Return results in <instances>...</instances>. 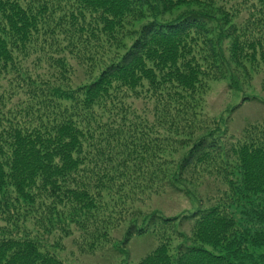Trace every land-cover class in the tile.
Returning <instances> with one entry per match:
<instances>
[{"label": "trees", "instance_id": "16d2710c", "mask_svg": "<svg viewBox=\"0 0 264 264\" xmlns=\"http://www.w3.org/2000/svg\"><path fill=\"white\" fill-rule=\"evenodd\" d=\"M256 60L264 0H0V264H65L76 232L120 264H264V121L234 138L204 111ZM171 190L197 207L153 206Z\"/></svg>", "mask_w": 264, "mask_h": 264}, {"label": "rangeland", "instance_id": "374dc122", "mask_svg": "<svg viewBox=\"0 0 264 264\" xmlns=\"http://www.w3.org/2000/svg\"><path fill=\"white\" fill-rule=\"evenodd\" d=\"M254 67L256 71H252L251 76L241 77L237 84L230 82L229 78L211 81L206 92L205 113L208 117L222 118L223 123L228 125L227 135L230 137H239L243 130L249 128V125L264 121V62L261 61L258 65V61L256 60ZM80 77H83L81 73ZM0 83L7 85L9 81L7 77L0 74ZM135 104L136 106L134 107L140 109V112L143 111L144 105L142 101H136ZM147 122H154L150 113L147 114ZM183 148L181 147V153L177 154L176 161L184 153L185 149ZM207 185L213 187L215 185L214 179ZM203 189L205 191L206 187L203 186ZM151 203L154 207L162 209L166 214L179 215V217H182L183 212H191L198 205L190 197L173 192L172 190L164 195H155ZM245 203L247 201L243 200L242 205L238 203L233 205L234 214L240 221L245 220L244 211L247 208L244 207ZM4 224L5 222L0 218V237L4 235L2 230ZM125 230L126 227L117 231L114 238H122ZM172 232L166 233L165 238L167 241H170L169 250H171V253H176L182 239L180 235H173ZM60 242L62 249L58 255L63 259L65 264H120L123 260V255L115 252L113 249L104 251L103 248L93 250L86 248L81 244L77 232L60 239ZM158 243L159 240L154 235H133L127 245L129 260H140L151 249L155 248ZM110 247V245H107L106 249ZM263 251L264 248L256 250L257 253H262Z\"/></svg>", "mask_w": 264, "mask_h": 264}]
</instances>
